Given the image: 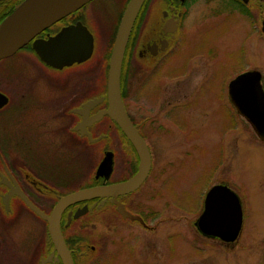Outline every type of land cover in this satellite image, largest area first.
Masks as SVG:
<instances>
[{"label": "flooded vegetation", "instance_id": "1", "mask_svg": "<svg viewBox=\"0 0 264 264\" xmlns=\"http://www.w3.org/2000/svg\"><path fill=\"white\" fill-rule=\"evenodd\" d=\"M22 1L0 0V24L13 14ZM130 1L93 0L44 30L12 57L0 60V264H71V261L73 264H111L122 256L118 254V246L125 245L141 251L143 264H148L147 260L152 258L147 254V240L144 241L141 235L156 234L161 217H158L153 208L144 205V197L141 195L144 191L142 189L153 178L156 161L154 149L147 142L146 129L151 134L170 131L164 129L160 122L159 115L163 111L160 109H169L164 119L171 118L177 108L184 111L197 104L194 101L201 97L200 89L205 91L208 86V79L197 80L196 84L200 87L190 97L186 96L179 107L177 86L186 79L177 78L180 74L178 69L189 72L193 67L190 68L191 63L179 56H205L210 52L209 48L204 50L203 45L200 46L205 44L209 31L208 26L203 25L208 16H193L191 13L197 4L218 0H146L133 25L121 73V94L129 119L149 148L152 166L147 179L138 190L120 195L116 201L137 219L124 218L118 212L113 197L79 202L62 212L59 224L64 244H58L50 232L49 221L44 217L50 218L60 201L77 191L129 181L139 172L141 160L136 146L111 116L105 115L97 120L101 112L109 109L108 90L98 96L91 93L93 87L80 89L82 85H77V80L74 82L76 72L89 62L56 68L41 60L35 44L49 41L64 29L84 31L85 28L94 39L95 53L103 24L109 25L113 51ZM231 1L238 7L233 14L252 18L257 6L264 12V0ZM100 16L103 20L99 19ZM263 20L264 14L260 26L264 39ZM198 26L201 30H198ZM195 33L201 35V40L193 44L191 36ZM177 58L181 59V64L175 62ZM109 62L105 60L108 72ZM28 65L29 70L34 68L29 72V79L17 78L16 72ZM205 65L208 77L209 69L206 63ZM250 71L259 70L249 68L238 76ZM259 72L264 89V74ZM38 73L42 77L33 78V74ZM135 74L136 79L133 78ZM235 78L226 85V102L229 109L234 110L244 120V124L248 125L247 128L251 129V125L238 113L228 94L229 84ZM131 82H137L138 94L145 98L150 99L149 86L158 90V116L153 114L141 121L136 120L128 106L130 95L127 88L132 85ZM48 84L52 88L46 90ZM35 87L44 88L48 94L34 97ZM83 90L88 92L83 94ZM195 96L197 98L194 100ZM98 99L103 101L94 104ZM188 118L184 115L176 120L177 128L187 130ZM251 130L254 132L253 128ZM253 135L257 143L264 145V141L255 132ZM79 145L83 146L82 151L77 148ZM99 149H103L104 153H112L113 170L109 179L96 178V171L101 163H96ZM66 150L74 154V161L77 163L74 162V166L68 167L70 164L65 163ZM78 163L82 165L77 166ZM92 165L94 166L91 168ZM218 185L229 186L227 182ZM205 196L202 209L190 221L191 227L202 241L210 240L202 235L197 226L204 210ZM78 213L80 216L77 218ZM156 221L158 222L155 224ZM244 224L245 211L243 227ZM113 236L116 237L115 243L112 242ZM110 245L116 249L108 253ZM159 251L160 246L155 245V255ZM153 262L156 264L155 258Z\"/></svg>", "mask_w": 264, "mask_h": 264}, {"label": "rangeland", "instance_id": "2", "mask_svg": "<svg viewBox=\"0 0 264 264\" xmlns=\"http://www.w3.org/2000/svg\"><path fill=\"white\" fill-rule=\"evenodd\" d=\"M255 9L252 18L239 16L232 13L238 10L235 3L218 0L197 4L191 13L193 16H208L203 25L208 26L209 31L205 44L200 46L203 45L204 50L209 48L210 52L205 56H179L191 63L190 68L193 66L189 72L178 69L180 74L177 78L186 79L177 86L179 107L186 96L190 97L200 87L197 80L208 79V86L205 91L200 89V98L195 96L197 101L194 104H197L184 111L177 108L171 118L164 119L169 109H160L163 110L159 115L160 122L164 129L170 131L151 134L146 129L147 142L154 149L156 161L153 178L142 189L141 195L144 205L153 208L161 217L156 234L141 235L144 241L147 240L149 253H145L152 257L147 260L148 264H155L154 258L156 264H264V145L257 143L252 128H247L244 120L234 110L231 111L226 102V85L231 79L249 68H256L264 74V39L260 31L264 12L258 6ZM99 19L103 20V17ZM101 26L94 56L76 72L74 80H77V85H82L80 89L93 87L91 93L98 96L108 88L109 72L106 71L108 63L105 60L109 62L113 47L109 25ZM191 37L193 44L201 40L197 33ZM179 58L175 62L181 64ZM205 63L209 69L208 77ZM29 67L16 72V77L29 79V72L34 69L29 70ZM39 73L33 74V78H41ZM133 78L136 79L137 74ZM131 84L127 88L130 95L128 106L136 120L141 121L153 114L158 116V90L149 86V99L138 94L137 82ZM46 87V90L52 88L50 84ZM87 92L83 90L82 93ZM46 94L48 92L42 87H35L33 91L34 97ZM220 97L222 101L219 102ZM184 115L189 117L187 130L178 129L175 123ZM77 148L84 149L80 145ZM104 154L103 149H99L97 164L103 160ZM65 160L70 164L68 167L74 166V154L69 150H66ZM79 164L82 165L78 163L77 166ZM225 182L243 202L245 224L241 237L236 244L202 241L190 221L202 209L204 196L214 186ZM113 239L115 243L116 237ZM155 245L160 246L157 255L154 253ZM112 247L110 245L108 253L116 249ZM117 249L123 257L116 258L111 264H143L140 250L130 245L118 246Z\"/></svg>", "mask_w": 264, "mask_h": 264}, {"label": "water", "instance_id": "3", "mask_svg": "<svg viewBox=\"0 0 264 264\" xmlns=\"http://www.w3.org/2000/svg\"><path fill=\"white\" fill-rule=\"evenodd\" d=\"M92 1H23L13 14L0 24V60L12 57L44 30ZM145 1L131 0L124 12L109 62L107 88L109 109L101 112L97 117V120H100L105 115L111 116L133 142L141 160L139 172L127 182L80 190L64 197L50 218L44 216L49 221L50 232L58 244H64L59 218L66 208L79 202L113 197L118 206V212L124 218L137 219L125 211L123 205L118 203L116 198L138 190L147 179L152 166L149 148L129 119L121 94V73L127 44L133 25ZM83 29L85 32L77 29V31L64 29L49 41L36 43L35 50L41 60L56 68L85 63L92 58L95 44L91 33L87 29ZM262 32L264 33V20ZM261 79L262 75L259 71L244 73L230 82L228 92L238 113L250 123L259 138L264 141V89ZM102 101V99H98L94 104H100ZM112 170L113 156L112 153L107 152L97 168L96 178L109 179ZM79 216L80 213L76 217ZM243 220V207L239 196L229 187L217 185L205 197L204 211L197 226L202 235L207 238L235 243L241 234ZM71 264H73L72 261Z\"/></svg>", "mask_w": 264, "mask_h": 264}, {"label": "trees", "instance_id": "4", "mask_svg": "<svg viewBox=\"0 0 264 264\" xmlns=\"http://www.w3.org/2000/svg\"><path fill=\"white\" fill-rule=\"evenodd\" d=\"M23 1H25V0H23ZM23 1H22V2H23ZM22 2H21V3H22ZM109 53H110V52H109ZM109 53H108V56H110Z\"/></svg>", "mask_w": 264, "mask_h": 264}]
</instances>
